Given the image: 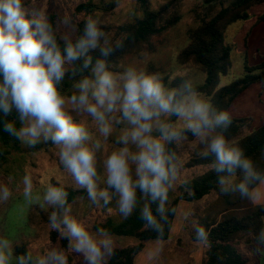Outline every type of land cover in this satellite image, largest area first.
<instances>
[{"label":"clouds","instance_id":"clouds-1","mask_svg":"<svg viewBox=\"0 0 264 264\" xmlns=\"http://www.w3.org/2000/svg\"><path fill=\"white\" fill-rule=\"evenodd\" d=\"M81 23L67 13L53 22L36 0H0V130L29 149L50 144L57 150L65 180L34 196V178L25 173L17 190L29 204L50 209L48 231L66 241L18 254L13 240L0 236V264H70V257L110 264L113 234L74 213L64 181L86 193L92 207L114 209L122 220L138 214L141 230L156 233L161 245L176 213L170 194L181 187L192 194L173 147L188 141L209 161L219 194L264 207V148L258 161L246 154L228 134L230 113L191 77L166 82L142 59L121 60L129 33L110 36L93 15H82ZM14 181H0V205L12 198ZM192 226L210 249L205 227L197 219ZM249 235L252 244L241 250L264 251V227Z\"/></svg>","mask_w":264,"mask_h":264},{"label":"rangeland","instance_id":"rangeland-1","mask_svg":"<svg viewBox=\"0 0 264 264\" xmlns=\"http://www.w3.org/2000/svg\"><path fill=\"white\" fill-rule=\"evenodd\" d=\"M88 1L36 0V6L46 7L49 15L56 16V19L57 16L67 13L68 17L77 25L83 14L77 13L76 7ZM116 1L117 5L112 12L94 14L100 19L102 25L109 27L108 33L113 37L118 36L119 27L136 21L145 12L140 0ZM169 3L171 7L164 13V19L168 20L178 16V21L161 35L153 37L150 43L145 44L138 53L129 54L122 60L142 59L149 70L163 73L167 80L176 76H184L191 77L201 84L204 82L206 74L194 63L182 64L179 54L188 46L191 31L203 20L216 15L225 4L222 6L216 2L208 3L206 0H149L148 8L159 10ZM263 12L264 3L251 9V18L248 21L234 23L226 29V43L232 48V67L226 76L221 77V86L230 84L244 76L245 60L250 66L257 65L263 60L264 22L258 21V17ZM229 113L235 118H251V129L264 125V90L261 85L253 84L241 93L232 103ZM196 149L197 146L191 141L179 146L178 156L183 165V177L187 181L209 170L206 166H187ZM25 173L34 178V196L40 194L48 183L65 180L60 171L55 147L50 144H41L38 149H29L19 142L18 150L10 148L9 154L5 158L0 157V181H6L8 176L15 177L14 183L10 185L13 189L12 198L7 204L0 205V236L11 238L15 251L17 246L20 247L18 254H23L26 249L37 254L49 244H59L50 241V232L47 228V221L44 219V215H48L50 209L41 208L36 203L29 204L17 190V185ZM64 182L69 191V197H75L74 213L86 218L94 227H103L109 230L123 223L124 220L116 214L114 209L112 213H109L107 209L92 207L86 199V193L72 195L76 191L72 190L71 182ZM180 195L181 192L178 189L177 192L170 194V197L173 200ZM216 198L217 194L214 193L201 201L184 204L177 215L170 239L161 245L154 244L156 242L147 243L144 250L137 256L136 264H201L204 246L191 240V235L194 232L192 220L203 213ZM183 202L181 201V204ZM253 208V204L246 200L244 204L241 203L224 211L218 218L241 217L250 213ZM32 213H34L33 218ZM190 213L192 215H189ZM113 237L117 245H126L133 241L114 235ZM30 245L33 247H29ZM157 247L162 248L159 255L150 256V253H155ZM243 253L249 257V264H263V251L258 254L249 249ZM70 264H80V258L70 257Z\"/></svg>","mask_w":264,"mask_h":264},{"label":"trees","instance_id":"trees-1","mask_svg":"<svg viewBox=\"0 0 264 264\" xmlns=\"http://www.w3.org/2000/svg\"><path fill=\"white\" fill-rule=\"evenodd\" d=\"M140 1L145 8L144 15L134 22L124 24L117 31L118 36L121 33L130 34V40L126 42L125 49L118 54L121 60L129 54L138 53L145 44L150 43L153 37L161 35L173 26L179 18L175 16L168 20L164 19V13L171 7L170 3L159 10H151L148 8L149 0ZM206 2L225 5L216 15L203 20L200 25L191 31L190 42L180 52L179 60L182 64L194 63L206 74L204 82L199 84L200 89L213 97V102L218 108L229 112L236 98L253 84H260L262 90H264V55L263 60L254 66H250L245 60L243 65L244 76L230 84L221 86V77L226 76L232 67V48L226 43V29L234 23L248 21L251 18V9L263 4L264 0H206ZM116 5V0H89L77 6L76 12L94 16L99 12H112ZM50 18L53 22L56 21V16L50 15ZM258 21L264 22V12L258 17ZM77 26L82 27L81 20L77 23ZM102 26L106 32H109V27ZM182 77L184 76H176L171 80L178 81ZM64 87L65 89L70 87L69 81H65ZM251 123L252 119L249 117H232L228 134L245 149L246 154L258 161L260 151L264 148V125L251 129ZM18 144L17 140L0 130V157L5 158L9 154L10 148L18 150ZM40 147L41 145H38L35 149ZM173 147L179 154V146ZM200 150L197 147L187 166H206L209 163L208 160L200 158ZM188 187L192 191L191 195L181 187L179 188L181 195L173 199L176 213L170 216L169 225L165 227L163 241L170 239L181 201L197 202L215 193L217 198L211 202L203 213L196 217L207 230L208 240L211 242L210 249L204 247L201 264H249V257L243 253L240 245L252 244L249 232H258L261 227H264V207L258 206L252 212L241 217L231 216L219 219L218 216L221 213L241 203L244 204L246 200L240 199L238 194H219L216 189L215 175L210 170L189 180ZM73 194L83 193L76 191ZM68 199L71 203L75 197L70 196ZM137 215L133 214L132 217L124 220L119 226L109 229L114 236L136 239V243L117 245L116 255L111 259L110 264H135L137 256L144 250L146 244L156 241V233L141 230L142 224ZM33 217L34 213H32ZM47 217L48 215H44L46 221ZM191 240L200 243L196 240L194 232L191 235ZM50 241L66 246V241L59 240L58 234L55 232H50ZM16 252H20L19 246L16 247Z\"/></svg>","mask_w":264,"mask_h":264},{"label":"crops","instance_id":"crops-1","mask_svg":"<svg viewBox=\"0 0 264 264\" xmlns=\"http://www.w3.org/2000/svg\"><path fill=\"white\" fill-rule=\"evenodd\" d=\"M189 203H192V202H183L182 204L180 203V206H179V210H178V213H177V215L179 214V211L181 210V207L185 204H189ZM254 206V208H253V210L255 209V208H257L258 206L257 205H253ZM253 210H251V212L253 211ZM176 218H177V216H176ZM176 218H175V220H176ZM174 226H175V221H174V225H173V228H172V230H171V233H172V231H173V229H174ZM171 236V235H170ZM118 237H121V236H118ZM124 239H127V240H133V241H131V242H129L128 244H131V243H135V239L134 238H132V237H123ZM168 241V240H167ZM167 241H162V243H165V242H167ZM152 242H156V241H152ZM148 244H152L151 242H149ZM154 244H156V243H154ZM135 264H136V261H135Z\"/></svg>","mask_w":264,"mask_h":264}]
</instances>
